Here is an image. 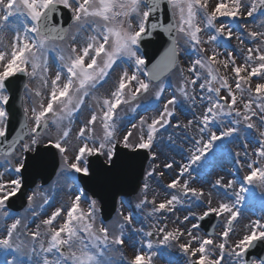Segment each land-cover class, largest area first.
<instances>
[{
    "label": "snow or ice",
    "instance_id": "snow-or-ice-1",
    "mask_svg": "<svg viewBox=\"0 0 264 264\" xmlns=\"http://www.w3.org/2000/svg\"><path fill=\"white\" fill-rule=\"evenodd\" d=\"M64 10L71 13L67 27ZM257 13L264 16V0H216L214 6L211 0H0V169H3L0 171V264H154L158 255L174 264L172 249L183 254L186 264H264V254L248 255L257 244L264 243V216L250 220L244 226V234L231 241L245 193L255 200L258 189V198L264 203V130H261L264 128V20L257 23L261 30L231 23L253 18ZM73 24L76 31L69 36ZM149 24L152 30L159 29L171 36L168 46L150 67L139 49L143 36L152 34ZM233 27L239 35L233 32ZM205 32L211 34L203 39L201 34ZM6 33L12 34L10 39H6ZM181 39L195 55L187 68L179 63L185 50ZM233 39L240 45L247 39L253 46L233 48ZM65 40L67 45L58 43ZM205 44L213 47L205 48ZM220 47L225 52L221 53ZM50 53L56 54L53 61L56 72L49 79ZM238 58L242 61L239 64ZM221 66L226 70L224 74L220 72ZM116 67L122 71L114 90L106 97L96 96L95 90L107 83ZM130 68L133 70L129 71ZM173 70H178V85L171 82ZM17 74L38 79L41 84L29 88L25 83L26 95L20 97L24 101L23 119L16 135H11L9 83ZM168 88L172 92L166 98ZM44 90L46 103L42 98ZM142 96L149 98L137 103ZM87 97L95 100L97 109L87 105L90 118L80 121L74 136L76 143L71 145L73 125L82 114ZM186 102L193 109L192 119L182 123L178 109L183 112ZM128 105H133L131 113L147 105L145 111L154 109L156 115H140L138 121H128L129 127L117 119L118 109ZM197 107L203 111L197 113ZM97 123L102 135H97ZM169 128L174 132L179 129L191 147L176 176L163 186L166 191L172 190L169 198L158 203L154 195L149 200L147 180L163 176V171L157 172L158 168L171 172L177 162L151 164L145 173L142 198L135 208L152 205L146 218H159L149 230L133 227L131 212L127 215L120 212L114 228L103 222L97 226L96 200H89L85 212L81 198H88L83 190L70 206L56 207L49 215L46 206L51 198L37 185L27 196L25 215L14 216L10 210L11 200L23 187L25 154L35 151L42 142L59 150L61 174L74 179L70 176L73 171L89 174L90 156L104 154L112 164L118 144L133 151L146 150L152 161L158 160V136ZM53 129L55 135L49 134ZM193 131L196 134L190 135ZM237 140L243 141V151L235 153V163L248 171L241 177L239 190L234 187L236 180L224 183V177L217 178L213 188L222 190L227 199L213 205L211 190L205 201V189L191 186L192 173L197 171L193 166H210L209 157L230 151L223 141ZM250 145L258 146L249 152ZM5 175L14 178L4 179ZM228 189L232 190L231 195ZM38 196L42 204H36ZM185 203L189 204L185 209L187 214L182 218L176 216V226L170 228L163 222L168 218L165 214L175 215L178 206ZM193 203L204 211L197 215L192 211ZM213 214L222 218V231L198 234L200 222ZM42 215L46 218L29 230V224ZM7 220L12 221L10 225L3 223ZM190 220L197 222L184 227ZM126 228L148 238L147 252L135 251L131 259L127 258L122 251L125 239L131 241ZM153 236H157L155 241L151 239Z\"/></svg>",
    "mask_w": 264,
    "mask_h": 264
},
{
    "label": "rangeland",
    "instance_id": "rangeland-1",
    "mask_svg": "<svg viewBox=\"0 0 264 264\" xmlns=\"http://www.w3.org/2000/svg\"><path fill=\"white\" fill-rule=\"evenodd\" d=\"M216 3V0H211V4L214 6ZM256 19V18H255ZM253 18H245L243 21H233L231 23L236 24V23H241L244 24L247 28H250L252 30H261L259 28H257V23L260 20H264V16L255 20ZM221 20L224 22H230L228 20V18H221ZM218 26V25H217ZM76 31V26L73 24L72 28L69 32V36H71L72 32ZM233 32L236 35H239V31L237 30L236 27H233ZM210 32H205L202 33L201 36L203 39H206L208 35H210ZM6 39H10L11 38V33H6ZM61 43L62 45H67L68 44V40L62 41V42H58ZM181 46L182 48H184L185 50L182 52L181 56H180V66L187 68L188 66V62L192 59H195V55L188 50V46L184 44V41L181 39L180 40ZM223 43V41L221 42ZM231 45L234 47H242V48H248V47H252L253 45L251 44L250 41H248L247 39L245 40L243 45L239 44V41H237L236 39H233L231 41ZM203 47L205 48H212L213 45H209V44H205L203 45ZM233 48H228L227 50L232 51ZM221 53L225 52V48L224 47H220L218 49ZM210 52L205 53V55H209ZM234 55H236L235 52H233ZM55 53H50L49 54V63H50V73H49V79L51 77H53L55 75L56 72V68L53 64V61L55 60ZM221 60L224 59V56L220 57ZM242 61L238 58L237 59V64L241 63ZM133 69H129V71H132ZM122 68L121 67H116L115 70L113 72L110 73V78L108 79L107 83H104L103 86L98 87L95 90V95L99 96V97H106L110 94V92L112 90H114V86L118 80L119 75L121 74ZM220 72L221 74H224L226 72V70L221 66L220 67ZM227 72H231V69H228ZM187 75V72L185 73ZM179 73L178 70H175L174 72L171 73V82L173 85H178L179 82ZM167 79V78H166ZM257 81L254 78L253 79V84H255ZM29 88H36L39 87L41 84L40 80H33L31 78L28 77V82H27ZM172 92L171 88H168L166 90L165 93V97L167 98ZM222 95L225 94L224 92L221 93ZM24 95H26V90L24 91ZM152 93H149V96H151ZM46 96H47V91L44 90V100L46 103ZM149 96H142L140 101H137V103H141L144 100H147L149 98ZM34 99H36L34 97ZM39 101L37 100V103ZM24 103V101H23ZM162 103V102H161ZM197 103H199V101H197ZM85 104L86 106L83 108V112L82 114H79L78 118L75 120L73 128V138L70 139L69 143L71 145H74L76 143V140L74 139L75 136V131L78 130L79 126H80V121L81 120H87L88 118H90V110L87 107V105H90L92 109H97V105L95 100H93L90 97H87L85 99ZM133 107V105H128V106H124L121 109H118V117L117 119L120 121L121 124H128V121H132V122H136L139 120V116L140 115H144L146 117H151L156 115V112L154 109H148L147 111H145V108H147V105L142 106L140 109H138L137 113H131L129 110L130 108ZM184 111L181 112L178 109V116H179V120L183 123L186 122L188 119H192V107L190 105V102H186L184 104ZM195 111L197 113L202 112L203 108L197 107L195 108ZM126 117V119H125ZM174 124L176 123V119H173L172 121ZM128 126L130 127V124H128ZM96 130H97V135H102L101 129H100V124L97 123L96 124ZM261 130H264V128H262ZM47 131V130H46ZM49 134L51 135H55V130L53 129ZM195 131L191 132L190 135H195ZM41 135H45V133H41ZM171 135L172 139L171 141H169V136ZM158 139L160 141L158 148H157V152L159 155V159L156 161H152L151 159H149L146 169H145V173L149 170L150 165L151 164H157V165H162L165 162H170L171 160H175L177 163H175L173 165V169L171 172H169L168 170H164L162 168H158L157 172L163 171V176H156L153 178H148L147 182L149 184V189L147 191V195H148V199L151 200L153 198V196H156L157 202L159 203L162 200H165L167 198H169V196L172 194V190H168L166 191L165 188L163 187L164 185H166L167 183L170 182V179L174 178L179 170V164L185 163L187 160V156L189 155V149L191 147V145L189 143L185 142V136L183 133L180 132L179 129H176L175 132L173 131V129L169 128L167 131H162L161 135L158 136ZM222 143L228 144V147L230 149L229 152L227 153H222V154H218L215 155L214 158L213 157H209V160L212 161L211 165H207L205 164L204 166L201 165H194L193 167L197 169L196 172L192 173V177H193V182L192 185L193 187H203L205 189V193L206 195L204 196V200L207 201L208 196H207V192L209 190L212 191V202L213 205H215L217 203L218 200L220 199H227L226 197H223V191L218 189V188H213L214 182L217 178L219 177H224V183H227L228 180H236L237 183L234 185V187L239 190L240 187V182H241V177L243 175H245L248 171L247 168H243L241 169L238 165H236L235 161H236V156L235 153L236 152H242V140H237L234 141L232 143H229L228 141H223ZM47 144L46 141L42 142L40 145H44ZM122 146V144H119ZM258 146V145H250L248 148V151L251 152L253 147ZM53 147L55 148V146L53 145ZM56 149V148H55ZM56 152L58 154L59 157V167H58V171L56 173V177L46 186H44L43 188H40V191L44 194H46L47 197L51 198V202L49 206H46L47 209V214L50 215V213L56 208V207H61V206H70L73 198H75V196L78 194L77 188H75L73 186V184H70L68 182V177L65 175L61 174V163H62V158L61 155L59 153V150L56 149ZM68 155L71 157V152L68 153ZM99 155L101 157V159L106 162H108V157L104 154H96ZM252 159H255V157L253 156ZM0 162H2V157H0ZM3 169H0V171H2ZM74 173L71 172L70 176H72ZM58 175V176H57ZM74 177V176H73ZM10 178H14V177H10L8 175H5L4 179H10ZM187 178V177H185ZM145 182V174L143 177V180L141 182L140 188L137 191L136 195L134 197L131 198H121L119 200V202L117 203V209H116V213L113 216L112 220L109 221L108 223H106L105 225L109 226L110 228H114V226L116 225L117 221L120 220V216L119 213L123 212L124 215H127L128 213H132L133 216V227L139 229V228H144L145 231L149 230V226L153 223L156 222L157 218H146L147 217V213L150 211L152 205H146L140 209L135 208V204L139 202V200L142 198V193H141V186L142 184ZM37 187V186H36ZM36 187L33 189L35 190ZM53 191H52V190ZM71 189V190H70ZM33 190H31L28 194H32ZM229 195H231L232 190L228 189L227 190ZM88 199H85L83 201H81V208L87 212L88 207H89V200L90 197L86 194L85 195ZM246 199L241 203V205H239L240 211H241V216L238 218V222H236L234 224V230H235V235L231 236V241H235L236 239H239L244 232L246 231L245 229V225L248 224V222L250 220H255V219H259L261 216H264V203L261 202V200L258 198L259 196V190L257 189V198L255 200L250 198V193H245ZM43 200L41 199L40 196L37 197L36 199V204H42ZM189 207L188 203H185V205L183 207L178 206V209L176 211L175 215L172 214H165L167 215V220H164V223H167L168 226L174 227L176 226L174 224V221L176 220V216H179L180 218H182L184 215L187 214V211H185L186 208ZM26 207L23 209L22 213L20 214L25 215V209ZM96 208L98 209L97 213H96V225L99 226L101 224V220L99 218V204L98 202H96ZM192 211L196 212L197 215H199L200 213H202L204 211L203 207H195L194 203L192 206ZM19 215V214H17ZM16 214H14V216H17ZM28 216L31 215V213H27ZM46 218L45 215H42L39 217V219H37L35 221V223H30L29 224V230H34L36 224H38L40 222V220ZM219 219V223L215 229L216 233H219L220 231H222V218H218ZM11 220H7V221H3L4 224L6 225H10L11 224ZM197 221L195 220H190L188 224L184 225V227H190L191 223H196ZM125 232L131 236V241L129 239H125V244L122 248V251L125 253V255L127 256L128 259H131L134 254L135 251H139V250H143L144 252H147L148 249L146 248V240L148 238L144 237L142 233H132L130 228H126ZM198 234L200 235H204V232L199 229ZM157 239V236H153L152 240L155 241ZM183 242V241H181ZM134 244L135 247H133L132 245ZM194 247L196 245H193ZM153 251H156V249L154 248ZM174 255L172 256V260L174 262V264H186V260L185 257L183 256L182 253H180L179 251H177L176 249H172ZM9 259H11V257H8ZM154 264H169V261L167 258L161 257V256H157L154 259Z\"/></svg>",
    "mask_w": 264,
    "mask_h": 264
},
{
    "label": "water",
    "instance_id": "water-1",
    "mask_svg": "<svg viewBox=\"0 0 264 264\" xmlns=\"http://www.w3.org/2000/svg\"><path fill=\"white\" fill-rule=\"evenodd\" d=\"M70 16L67 10H64L65 27L70 23ZM150 36L144 35L140 47L146 58L148 66L159 56L160 52L171 41V36L162 30H152L149 24ZM154 36V38L152 37ZM24 81L21 75L12 78L9 88L12 93V100L9 104L11 111V123L9 132L16 135L19 130L20 122L23 119L21 109V93ZM148 159L145 150L128 151L122 147H116V154L113 163L104 165L97 157L89 160L90 170L87 176H79V180L83 188L89 192L92 198L98 199L100 202V211L104 220H108L115 210L117 197L134 195L142 179L145 163ZM58 167L57 156L53 148L37 146L34 154H26V168L23 170V187L11 200L10 207L14 210H20L25 205V196L28 190L32 189L41 180L42 185L47 184L55 174ZM201 226L208 228L209 232L215 224V218L212 215L201 221ZM257 244L249 253L252 255L264 254V248Z\"/></svg>",
    "mask_w": 264,
    "mask_h": 264
}]
</instances>
